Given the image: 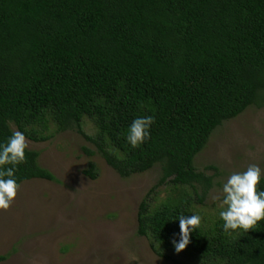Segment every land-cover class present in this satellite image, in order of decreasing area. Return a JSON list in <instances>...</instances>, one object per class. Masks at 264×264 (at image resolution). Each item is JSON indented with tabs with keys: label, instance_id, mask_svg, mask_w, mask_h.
Masks as SVG:
<instances>
[{
	"label": "trees",
	"instance_id": "16d2710c",
	"mask_svg": "<svg viewBox=\"0 0 264 264\" xmlns=\"http://www.w3.org/2000/svg\"><path fill=\"white\" fill-rule=\"evenodd\" d=\"M252 105H264V0H0V142L12 126L45 140L53 123L90 141L86 153L121 177L157 165V184L192 189L138 205L136 233L165 260L178 239L175 218L192 215L194 196L202 201L212 184L194 157ZM145 115L155 118L150 138L132 148L128 125ZM38 153L25 150L18 184L55 180ZM83 173L94 179L95 164ZM222 224L218 215L190 234L185 249L197 264H264V219L247 232Z\"/></svg>",
	"mask_w": 264,
	"mask_h": 264
},
{
	"label": "rangeland",
	"instance_id": "374dc122",
	"mask_svg": "<svg viewBox=\"0 0 264 264\" xmlns=\"http://www.w3.org/2000/svg\"><path fill=\"white\" fill-rule=\"evenodd\" d=\"M82 128L88 135L95 132L87 118ZM48 133L42 141L25 138L55 180L22 181L10 207L0 210V254H6L0 264H197L187 249L169 250L171 258L163 259L147 236L136 233L143 198L159 204L181 189H192L157 184V165L121 177L98 153H86L95 148L76 130L57 131L49 123ZM88 161L96 166L94 179L83 173ZM193 164L212 177V184L202 201L194 196L191 212L201 216V223L211 222L220 210L212 197L229 174L249 164L264 170V105L248 106L223 121Z\"/></svg>",
	"mask_w": 264,
	"mask_h": 264
},
{
	"label": "clouds",
	"instance_id": "9594fccd",
	"mask_svg": "<svg viewBox=\"0 0 264 264\" xmlns=\"http://www.w3.org/2000/svg\"><path fill=\"white\" fill-rule=\"evenodd\" d=\"M155 118L152 115L135 117L128 125L126 142L136 148L150 138V128ZM28 148L25 135L14 130L0 142V210L6 211L15 196L19 184L15 171L19 164L25 162V150ZM264 180V170L258 164H249L243 171L232 172L222 182L218 195H213V202L219 201V218L223 221L225 232L241 229L247 232L255 229L259 221L264 219V190H257V185ZM201 216L197 214H179L178 239L171 242L175 252L179 253L190 243V234L201 226Z\"/></svg>",
	"mask_w": 264,
	"mask_h": 264
}]
</instances>
